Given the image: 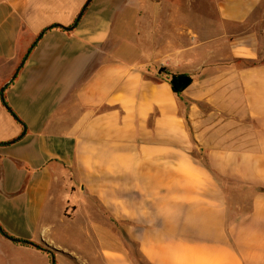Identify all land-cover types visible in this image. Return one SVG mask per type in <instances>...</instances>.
Segmentation results:
<instances>
[{
    "label": "crops",
    "instance_id": "crops-1",
    "mask_svg": "<svg viewBox=\"0 0 264 264\" xmlns=\"http://www.w3.org/2000/svg\"><path fill=\"white\" fill-rule=\"evenodd\" d=\"M86 2L0 0V264H264V0Z\"/></svg>",
    "mask_w": 264,
    "mask_h": 264
},
{
    "label": "rangeland",
    "instance_id": "rangeland-1",
    "mask_svg": "<svg viewBox=\"0 0 264 264\" xmlns=\"http://www.w3.org/2000/svg\"><path fill=\"white\" fill-rule=\"evenodd\" d=\"M171 1L174 3L171 5L164 4V6L168 8L175 7L177 9L184 10V11L191 10L193 14H198V15H202V14L208 15V13H210L211 11L210 6L213 7V4L209 5L208 0H171ZM199 21L200 20H198V23ZM230 191L238 194V192H241L242 190L231 189ZM245 194L242 196V198L241 196L232 195L233 205L236 206V204L237 205L239 204V205H242L243 207H249V204H248L249 195L248 194L245 195ZM81 226H82V223H78L77 224L78 229L76 228V231L74 230L75 229L74 225L70 229V233L73 234L75 237V241H72L71 244L73 245V248L79 251L87 247V244L85 243L86 238L84 234L79 233V231L81 230L80 229ZM140 264H143V263L140 262Z\"/></svg>",
    "mask_w": 264,
    "mask_h": 264
},
{
    "label": "trees",
    "instance_id": "trees-1",
    "mask_svg": "<svg viewBox=\"0 0 264 264\" xmlns=\"http://www.w3.org/2000/svg\"><path fill=\"white\" fill-rule=\"evenodd\" d=\"M90 0H87V2L85 3L84 7L81 9V11L79 12V14L77 15L76 19L73 21V23L68 26V27H62L64 30L73 28L76 24L77 21L80 17V15L83 13L86 5L89 3ZM34 44H32L33 46ZM25 59V57H24ZM168 82L171 86L172 91L177 95L180 96V94L182 93V91L190 84L191 82V76L187 73H177V74H170L168 77ZM2 97V103L3 105L8 109V111L16 118V116L14 115V113L12 112V110L8 107L6 101L4 100L3 94H1ZM17 119V118H16ZM18 120V119H17ZM5 144V142L3 143ZM19 242L22 243H30L28 241H24V240H18ZM37 247L41 248L39 245H37ZM52 264H54V261L52 262Z\"/></svg>",
    "mask_w": 264,
    "mask_h": 264
}]
</instances>
